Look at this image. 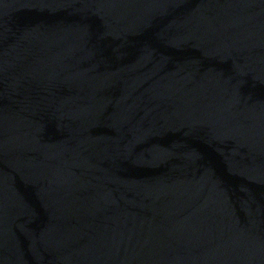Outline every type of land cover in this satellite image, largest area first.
I'll list each match as a JSON object with an SVG mask.
<instances>
[{
	"label": "water",
	"instance_id": "95a60500",
	"mask_svg": "<svg viewBox=\"0 0 264 264\" xmlns=\"http://www.w3.org/2000/svg\"><path fill=\"white\" fill-rule=\"evenodd\" d=\"M0 264H264V0H0Z\"/></svg>",
	"mask_w": 264,
	"mask_h": 264
}]
</instances>
